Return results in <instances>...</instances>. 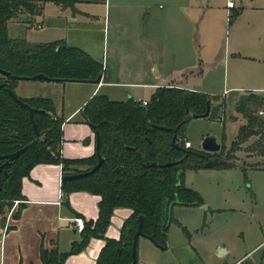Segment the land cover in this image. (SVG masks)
I'll use <instances>...</instances> for the list:
<instances>
[{
    "label": "trees",
    "instance_id": "obj_1",
    "mask_svg": "<svg viewBox=\"0 0 264 264\" xmlns=\"http://www.w3.org/2000/svg\"><path fill=\"white\" fill-rule=\"evenodd\" d=\"M47 2L76 12V0H0V70L7 73H0V84H3L0 86V155L27 145L9 164H3L5 159L0 158L1 226L12 202L22 199L20 182L32 166L58 164L62 176L88 170L96 162L95 147L89 157H62V118L55 115L50 99L40 96L22 98L14 94L36 109L33 112L36 137L27 110L7 93V89L13 92L17 81L10 75L30 77L41 73L51 81L91 82L102 73L99 61L63 40L32 43L24 38L8 36L6 24L9 20L18 14L35 16ZM210 105H218L221 113L225 106L218 96L175 86L155 87L145 105L131 97L112 100L104 94L92 95L80 107L79 115L93 132L94 140L98 139L97 151L102 163L91 174L64 180L60 190L64 195L74 191L97 195V215L94 220H83L79 239L72 241L67 251L46 250L40 246L41 263L64 264L66 257L80 252L90 238H99L103 244L94 264H130L131 237L136 230L138 216H141L144 236L151 237V242L164 250L167 225L172 220L167 217L169 205L195 206L202 203L200 195L183 184L185 169H200L207 158L214 156L223 157L216 167L231 168L235 166L234 152L242 150L245 156L258 157L260 161L253 166L264 170V116L256 113L264 107V99L253 92H246L234 103V112L243 119V123L237 126L228 147L220 144L216 153H206L183 146L185 123L191 118L206 117ZM221 126L223 138V123ZM150 163L154 165L150 166ZM164 163L170 164L160 166ZM21 206L17 205L14 216L18 215ZM116 207H125L130 213L122 221L117 239H110L104 236V231ZM136 262L135 251L134 264Z\"/></svg>",
    "mask_w": 264,
    "mask_h": 264
},
{
    "label": "crops",
    "instance_id": "obj_2",
    "mask_svg": "<svg viewBox=\"0 0 264 264\" xmlns=\"http://www.w3.org/2000/svg\"><path fill=\"white\" fill-rule=\"evenodd\" d=\"M205 2L206 0H76L74 4L76 12L72 13L73 18L69 23L66 16H62L68 8L61 9L55 5L58 14L55 18L44 20V27L47 30H54L59 35L52 40H63L67 45L84 49L92 58L99 61L102 64L100 80L98 83L17 80L13 92L22 98L40 96L50 99L55 115L62 118L60 126L62 157L67 159L89 157L94 151V134L82 121L79 109L92 95L104 94L112 100H124L127 97L147 100L149 94L158 86L202 91L192 86L194 83L188 84V75L202 76V69L194 72L196 66L191 59L190 48L193 41L194 16L198 11L207 8ZM225 2L226 0L221 7L227 15L229 10L226 9ZM47 3L42 5L37 15L41 16ZM240 4L245 5L243 9L258 10L261 7L255 4L254 0H244ZM239 9H242V6ZM21 16H25L23 23L26 24V28H42L43 21L38 22V16L25 14ZM28 21H34L35 24L29 25ZM83 28L88 32L97 31L99 39L86 45L75 41L74 36L77 35L75 31ZM8 36L14 37L9 34ZM16 37L32 43L52 41L48 40L50 38L34 41L26 36ZM204 45L208 49L205 54L197 57V60L212 56L214 65L218 58L215 60L217 51L213 40H207L206 37ZM135 86L149 87L152 90L147 97L139 98L131 93L130 88ZM247 92L259 94L264 99V86L253 87V90ZM244 94L240 93L233 97L232 106ZM218 97L223 99L224 104L227 103L225 95L221 94ZM232 112L229 116L232 115L235 124L225 129H228L230 135L232 133L235 135L237 126L243 123V119L234 112V108ZM222 113L219 109L213 120L218 119L224 128L225 114L228 113ZM201 118L208 120L206 117ZM60 176L58 164L40 163L32 166L28 175L22 177L20 182L22 199L14 200L16 203L12 202L5 212L3 225H0V264H42L39 259L40 246L46 250L55 248L64 252L69 249L72 241L79 239V233L72 227V218L80 217L82 220L96 218L99 197L84 191H74L58 197ZM18 204L22 206L18 215L14 216ZM171 208L172 206L170 210ZM129 213L130 210L125 207L114 208L104 236L117 239L119 227ZM171 219L174 221L172 217ZM102 244V239L90 238L80 252L67 256L64 264H94ZM152 246H149L150 252L155 255L158 247L154 244ZM140 257L136 253V261L144 264L143 261L146 260Z\"/></svg>",
    "mask_w": 264,
    "mask_h": 264
},
{
    "label": "rangeland",
    "instance_id": "obj_3",
    "mask_svg": "<svg viewBox=\"0 0 264 264\" xmlns=\"http://www.w3.org/2000/svg\"><path fill=\"white\" fill-rule=\"evenodd\" d=\"M241 1L244 0L236 1L226 15L221 7L224 0H206L207 8L194 16L190 52L196 66L194 72L202 69V76L188 75V84L194 83L192 86L210 95H225L227 103L223 113L228 114L224 118L223 138L218 119L188 120L183 138L189 140L190 149L199 150L201 140L207 135L228 147L234 135L225 127L235 124L232 115L229 116L233 113V97L264 86V0H254L261 6L258 10L243 9L245 5L240 4ZM241 6L243 11L240 12ZM65 11L62 16H66L69 23L74 13L69 8ZM57 14L55 4H45L41 16L36 15L38 22L43 21L41 29L26 28L25 16L18 14L8 21V34L34 41L57 38V32L44 27V20L55 18ZM75 32V41L82 45L99 39L95 30L88 32L83 28ZM206 37L213 40L217 51L214 65L212 56L197 60L208 49L204 45ZM130 90L135 96L145 98L152 89L135 86ZM259 161L256 156H245L242 150H237L234 167L185 169L183 183L200 195L202 203L172 206L169 216L174 221L168 225L167 247L156 249L155 255L150 252L149 246L153 244L149 240L137 238L135 251L146 260L144 264H233L245 255L243 264H264V170L253 166ZM219 249L222 252L218 253Z\"/></svg>",
    "mask_w": 264,
    "mask_h": 264
},
{
    "label": "water",
    "instance_id": "obj_4",
    "mask_svg": "<svg viewBox=\"0 0 264 264\" xmlns=\"http://www.w3.org/2000/svg\"><path fill=\"white\" fill-rule=\"evenodd\" d=\"M1 74H7L5 71L0 70ZM11 79H16V80H35V79H43V80H50L48 77H46L45 75L38 73V74H34L30 77H20V76H14V75H10L9 76ZM100 80V75H98L94 80H92L91 82L93 83H98ZM3 84L1 83L0 86H2ZM7 93L8 95L11 97V99L16 102L19 106L24 107L27 110V116H28V120L29 123L31 124L32 130L35 134V136H38V133L36 131V127L33 121V112L36 111V109L29 107L26 103L20 101L15 95L14 93L7 89ZM219 110L218 105H210L207 108V112H206V118L208 120H213L214 118H216L217 116V112ZM37 111H42V110H37ZM160 129H165L164 127H159ZM177 129V126L175 128L172 129L173 132H175V130ZM168 130V129H166ZM173 136L171 138V141H173ZM27 145L11 152L8 154H4V155H0V158L5 159L3 164H9L10 161L14 160L19 154H21ZM95 156H96V162L95 164L90 167L88 170L85 171H80L77 173H73L70 175H62L60 176V181H59V185H61L63 183L64 180L66 179H70V178H78V177H82V176H86L88 174H91L92 172H94L99 165L102 163V157L98 154L97 148H98V139L97 137L95 138ZM220 148L219 143L216 142L215 138L212 136H205L200 143V148L199 150L206 152V153H216ZM222 156H214V157H210L207 158L206 161L202 164V168H210V167H215L216 164L222 159ZM170 163H164L161 164L160 166H168ZM150 166H153L154 163H150ZM170 207L171 205H169L168 209H167V217L169 216V211H170ZM205 206H203L204 208ZM138 237H144L147 238L151 241V237H145L144 234L141 231V216L137 217V226H136V230L134 231V233L132 234L131 237V257H132V261L130 264H134L135 262V247H136V241ZM222 252V249H219L218 253Z\"/></svg>",
    "mask_w": 264,
    "mask_h": 264
},
{
    "label": "built area",
    "instance_id": "obj_5",
    "mask_svg": "<svg viewBox=\"0 0 264 264\" xmlns=\"http://www.w3.org/2000/svg\"><path fill=\"white\" fill-rule=\"evenodd\" d=\"M235 2H236V0H226V2H225L226 9L230 10V9L234 8L235 7ZM140 104L141 105H145L146 104V100H140ZM256 113L259 116H264V107L258 109ZM182 144H183V146L185 148L189 147V142L187 140H183L182 141ZM62 196H63V192L59 189L58 190V197H62ZM13 202L16 203V201H13ZM82 226H83V220L80 217H74V218H72V227L74 228V230H76L77 232H79L82 229ZM246 258H247V255L243 256L242 258H240L239 260H237L233 264H243V261ZM135 264H141V263L136 262Z\"/></svg>",
    "mask_w": 264,
    "mask_h": 264
}]
</instances>
